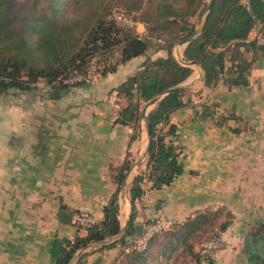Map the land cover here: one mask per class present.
<instances>
[{
  "label": "crops",
  "instance_id": "crops-1",
  "mask_svg": "<svg viewBox=\"0 0 264 264\" xmlns=\"http://www.w3.org/2000/svg\"><path fill=\"white\" fill-rule=\"evenodd\" d=\"M135 30L143 35L145 24ZM185 44L176 42L174 54H183ZM165 54L160 48L152 57ZM144 59L132 57L96 81L58 87L55 98L42 79L30 90L0 92V264H55L65 240L84 232L74 215L102 217L116 186L113 167L130 150L119 209L125 224L132 212L129 186L143 166L148 135L142 119L141 136L131 142L132 128L115 120V87ZM197 74L195 66L186 81L196 83ZM209 95L208 111L198 102L172 115L183 171L159 188L147 182L135 202V223L163 217L173 220L172 230L154 235L141 252L119 244L88 248L82 264H264V55L247 86L230 89L221 78ZM217 207L231 213L221 231L232 248L204 257L198 235L178 241L179 223Z\"/></svg>",
  "mask_w": 264,
  "mask_h": 264
},
{
  "label": "trees",
  "instance_id": "trees-1",
  "mask_svg": "<svg viewBox=\"0 0 264 264\" xmlns=\"http://www.w3.org/2000/svg\"><path fill=\"white\" fill-rule=\"evenodd\" d=\"M38 2L40 27L35 35L37 39L28 42L25 36L29 27L25 22L30 15L21 13L19 16L9 0H0V92L30 90L40 79L48 85L56 82L59 88L82 85L86 82L70 84L63 79L85 72L92 57L100 64L99 77L143 54V62L115 87L119 103L115 120L132 128L131 142L141 136L142 108L146 102L192 74L193 64L179 61L173 46L191 36L201 25L183 48V56L187 60H197L200 65L198 81L163 94L147 110L148 146L143 166L129 186L132 216L127 228L121 230L119 209L125 175L132 163L130 150L113 167L112 179L116 186L103 205L102 217L88 225L76 223L77 229L84 232H77L65 240L55 264H68L80 248L90 243H95L90 250L117 244L128 248L136 236L135 202L145 192V184L150 182V188H159L183 171L184 163L179 157L182 149L175 142L177 125L171 119L173 113L207 101L221 78L230 89L249 84L251 68L264 55V41L260 39L264 35V0H215L204 20L208 0H99L92 9L85 11L79 10L77 0H59L60 5L57 0ZM92 3L86 1L88 6ZM115 5L125 6L145 24L142 36L136 35L135 28L122 26L109 17ZM255 28H258L257 34L250 37ZM160 48L165 49L166 54L152 57ZM204 105L208 111V104ZM233 130L238 131V128ZM230 214L224 207L196 210L178 224V241L184 244L197 236L198 231L222 230L227 222L223 217ZM129 235L133 236L131 240H127ZM104 239L106 241L100 243ZM87 252L79 255L76 264H82ZM192 253L198 259L196 253Z\"/></svg>",
  "mask_w": 264,
  "mask_h": 264
},
{
  "label": "built area",
  "instance_id": "built-area-1",
  "mask_svg": "<svg viewBox=\"0 0 264 264\" xmlns=\"http://www.w3.org/2000/svg\"><path fill=\"white\" fill-rule=\"evenodd\" d=\"M109 17L115 20L122 26L135 28L140 21L133 16L123 5H115ZM100 64L96 57H92L85 72H79L64 78L63 81L73 84L79 82H92L98 78V71ZM74 221L77 224L88 225L93 222L92 217L87 213H76ZM173 220L163 217L151 218L143 222V231L140 236H135L131 241L128 249L143 250L147 248L150 238L157 233L166 232L172 229ZM229 246L223 237V233L219 229L209 231V234L202 238L200 242V252L205 257H209L214 251ZM232 248V246H229ZM190 255V254H188Z\"/></svg>",
  "mask_w": 264,
  "mask_h": 264
},
{
  "label": "water",
  "instance_id": "water-1",
  "mask_svg": "<svg viewBox=\"0 0 264 264\" xmlns=\"http://www.w3.org/2000/svg\"><path fill=\"white\" fill-rule=\"evenodd\" d=\"M214 1L215 0H208V3H207V6H206V11H205V14H204V16H203V20L204 19H206L207 17H208V15H209V13H210V11H211V9H212V7H213V5H214ZM200 28H201V25L197 28V30L191 35V36H188V37H185V38H183V39H181V40H179L178 41V43H185V42H188L199 30H200ZM136 35L137 36H142V34L141 33H138V32H136ZM176 57H177V59L179 60V61H187L189 64H194L196 67H197V69H198V74H197V76H199L200 75V73H201V68H200V65H199V63H198V61L197 60H195V59H193V60H187L184 56H183V54H176L175 55ZM94 81H96V80H94ZM191 81H193V79L191 80ZM191 81H183V82H181L180 84H178V85H176V86H173V87H169V88H167L166 90H164L163 92H161V93H159V94H157V95H155V96H153L151 99H149L147 102H146V104L143 106V108H142V116H143V120L145 121V125H146V132H147V135L149 134V130H148V121H147V118H146V108L149 106V105H152L156 100H158L163 94H165V93H167V92H169V91H172L173 89H176V88H178V87H180V86H184L185 84H188L189 82H191ZM49 87H50V95H51V97H57L58 96V94H59V88L57 87V83L56 82H53L52 84H50L49 85ZM129 201L131 202V198L129 197ZM131 209H132V205H131ZM131 216H132V212L129 214V216H128V219L125 221V224L124 225H122L121 226V230L122 231H124L126 228H127V225H128V223H129V221H130V219H131ZM223 227V226H222ZM134 229H135V235L136 236H140L141 234H142V231H143V224L142 223H135L134 224ZM106 241V239H104V240H101L100 241V243H104ZM95 246V243H90V244H88V245H86V246H83L82 248H80L79 250H78V252H77V255H76V260L79 258V255L82 253V252H84V251H86V249H88V248H92V247H94ZM54 264V263H53Z\"/></svg>",
  "mask_w": 264,
  "mask_h": 264
},
{
  "label": "rangeland",
  "instance_id": "rangeland-1",
  "mask_svg": "<svg viewBox=\"0 0 264 264\" xmlns=\"http://www.w3.org/2000/svg\"><path fill=\"white\" fill-rule=\"evenodd\" d=\"M52 3L54 2V0H51ZM59 0H57V4L60 5V3L58 2ZM87 0H77V2L79 3V10L81 11H85V10H90L89 8L91 7V9L93 8V4H95V2H98L99 0H90L92 3L91 6H88L86 4ZM9 2L11 3V6L13 7V9H16L17 13L19 16H21V13H24L25 15L29 16L30 15V19L26 18V24L29 27V31L27 32L25 38L28 40V42H31L32 40L37 39L36 38V34L38 33V27H40V22L41 20L37 17V10L40 6V2H38V0H9ZM11 9V16H13L14 14V10ZM84 14H82L81 16H83ZM10 40H12L11 38H9ZM14 39V37H13ZM195 68V65H193ZM195 72V71H194ZM164 232L161 233V235ZM166 233V232H165ZM158 234V233H157ZM209 234V232L205 233L204 230L200 231L198 233V238H203L204 236H207Z\"/></svg>",
  "mask_w": 264,
  "mask_h": 264
}]
</instances>
